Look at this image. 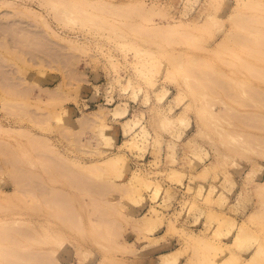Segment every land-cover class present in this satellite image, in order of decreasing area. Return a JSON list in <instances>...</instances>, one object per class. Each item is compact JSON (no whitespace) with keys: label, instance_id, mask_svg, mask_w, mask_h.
<instances>
[{"label":"rangeland","instance_id":"obj_1","mask_svg":"<svg viewBox=\"0 0 264 264\" xmlns=\"http://www.w3.org/2000/svg\"><path fill=\"white\" fill-rule=\"evenodd\" d=\"M51 1L0 0V222L19 219L0 264H264V58L251 38L264 32V0H62L78 8L60 17ZM236 11L247 47L232 33ZM102 94L134 105L129 133L111 112L79 123L117 103ZM88 95L97 100L81 109ZM109 125L123 127L113 147ZM12 127L45 134L70 160L125 161L85 174ZM129 138L137 147L117 146Z\"/></svg>","mask_w":264,"mask_h":264},{"label":"bare ground","instance_id":"obj_2","mask_svg":"<svg viewBox=\"0 0 264 264\" xmlns=\"http://www.w3.org/2000/svg\"><path fill=\"white\" fill-rule=\"evenodd\" d=\"M64 3V4H63ZM65 3H67V2H63L62 0H52L51 2H50V8L52 9H55V10H53L59 17H60V15L62 16V15H64L65 16V11H66V13H68V12H70L71 11V9H73L72 11H74L75 12V8H78V6L76 5V4H73V6L71 7V6H68L69 8H70V10L67 8V6H66V4ZM109 3H111V2H106V4H109ZM106 4H104L105 5V7H104V5H103V7H102V11H106V12H109V10L111 9V8H109V10L107 9L108 7H114L113 5H115V7L113 8V9H111V11H113L114 13H121L120 11H124V9L122 8V7H116V4H109L108 6L106 5ZM61 5H65V6H61ZM76 7H75V6ZM112 5V6H111ZM133 5V7H135V9L137 10V9H139V10H137L138 11V14H140V13H142L147 7L148 8H150L148 5L146 6L145 4H144V2L143 1H139L138 2V4L136 5V4H132ZM132 5H130V6H128L129 8L128 9H132V8H130V7H132ZM136 5V6H135ZM61 6V7H60ZM106 6H107V8H106ZM154 7H155V5H153ZM60 7V9H58ZM62 7H64V9H65V11H64V9L62 10ZM74 7V8H73ZM137 7V8H136ZM152 7V6H151ZM158 7V6H157ZM66 8H67V10H66ZM106 9V10H103V9ZM146 9L147 11H149L150 9ZM153 8V7H152ZM152 8H151V10H150V12H147V11H144V12H147V13H149V15H150V13H151V11H152ZM57 9V10H56ZM134 8L132 9L133 11L135 10ZM143 9V10H142ZM158 9V8H157ZM156 9V7H155V10L153 9V11H156L157 10ZM58 10L60 11V13L58 12ZM130 10H128V11H130ZM113 12H111V13H113ZM136 12V11H135ZM140 12V13H139ZM71 13V12H70ZM69 13V14H70ZM156 13V12H155ZM68 14V15H69ZM72 14V13H71ZM75 13H73V17H74V19L75 18H77L76 17V15H74ZM143 14V15H142ZM142 14H140L141 16H144V15H146V13L144 14V13H142ZM67 15V17H65V18H68L69 16H70V18L72 17V15H69L68 16ZM153 15V14H152ZM144 17H146V16H144ZM147 17H148V15H147ZM149 17H151V16H149ZM231 18H232V21H233V24H234V27H233V30H232V33H233V35H235V38L234 39H237V40H239V42L240 43H238V44H241V45H243V46H245V47H247V46H249L248 44H247V42H246V37H247V35H250V37H251V35H252V33L250 32V30L248 31V32H246L245 30H248L249 29V25H247L246 23H243L242 24V19L243 18H246V16H245V14L242 12V11H236L235 13H233V14H231V16H230ZM69 18V19H70ZM210 18H212V17H210ZM174 25V24H173ZM176 25V24H175ZM180 25V24H179ZM175 27V26H174ZM174 27H170L169 29L171 30H173L174 29ZM255 27V26H254ZM257 30H258V32L255 34V36L254 37H251L252 39L254 38V41H253V47H252V50L254 51V53H255V55H256V57L258 58V59H263L264 58V52H263V50H262V48H263V45H264V32H261L260 31V28H258V27H255ZM178 28H176V30H174L175 32L177 31H179V29L177 30ZM160 30H162V32H161V34H163V35H165L167 32V30H164V29H160ZM169 30V31H170ZM242 30H244V32L242 31ZM174 31H172V33L171 34H173V32ZM243 32V33H240V32ZM160 32V31H159ZM165 34H164V33ZM171 32V31H170ZM180 32V31H179ZM246 32V33H245ZM65 36H67V38L68 39H70V40H72L73 38H77L78 37V35H65ZM250 37H247V38H250ZM258 74H261V72H258ZM207 75L211 78V75H210V72L207 70ZM188 76L189 75H187L186 77L188 78ZM262 76H264V75H262ZM189 77H191L192 79H194V80H196V81H194L195 83H197L198 81L197 80H199V78H198V76H197V74L196 73H191V75L189 76ZM212 79V78H211ZM210 79V82H209V86H213V87H215L216 85H215V83L213 82V80H211ZM204 88H205V86H204ZM182 93V92H181ZM180 93V94H181ZM179 94V93H178ZM179 94V95H180ZM253 96H255V94H253ZM125 107H126V104H125V102H119V104H118V106H116L115 107V109H116V112H121L122 111V113L125 115L126 113H125V111H124V109H125ZM174 109V108H173ZM107 110L109 111V112H107ZM111 112V115L113 114V112H114V110L112 109V108H110V107H108V106H105V105H103V106H100L99 108H96V109H92V110H88V111H84V113L82 114V115H80L79 116V118H77V119H79L78 121H79V123L80 122H85V123H87V124H92V125H94V124H96V123H98L97 121H99V120H103L104 119V117L107 115V113L109 114ZM171 112H172V110H171ZM126 116H128V115H126ZM138 116V115H137ZM81 119H82V121H81ZM165 119H167L166 121L167 122H172V121H174V120H176V115H172V116H169V115H165ZM179 119L180 120H184V118H182V117H179ZM131 123V125L129 126V128H127L126 126L127 125H129L130 123ZM78 123V122H77ZM78 123V124H79ZM94 123V124H93ZM125 124H127L126 126H125V132H127V133H129V130H131V129H134V127L138 124L137 123V118L135 119V118H132V117H130V118H128L127 120H125V122H124ZM123 123V124H124ZM81 125H84V124H82L81 123ZM89 126V125H88ZM110 126L111 125H109V129H110ZM82 127H84V126H82ZM131 127V128H130ZM109 129H107V131L106 130H104V131H102L103 133H101V135H102V138H103V140L104 141H106V144L108 145V144H110L109 146L110 147H113L114 146V141H115V138L113 137V135H110L109 133H108V130ZM10 130H18V131H20V132H22L23 133V135H25L26 137H28V142L30 143V145L31 146H33L34 148H37V149H40L41 148V151L42 152H49L51 155H52V157H54L60 164H68V162L66 161V160H69L70 161V163L74 166V168H75V170L77 169V171L78 170H80L82 173H85V174H89L90 173V175H92L91 173H94L95 171H98V170H101V169H106V168H111V169H116V170H118V169H121V167H123V163H124V154L122 153V152H115V153H113L111 156H107V157H105V158H103L102 160H100V161H92V162H82V161H80V160H78V159H74V158H72L71 160L70 159H67L66 157H64L63 155H62V153L61 152H58L57 150H55L54 149V145L53 144H51L49 141H50V138L48 137V140H44V139H46L47 138V136L45 135V134H42V133H35V132H31V131H28V130H25V128H15V127H12V128H10ZM187 130H189V129H187ZM184 131V130H183ZM123 142V141H122ZM125 142H127V143H125ZM125 142H123V143H121V144H117V146L120 148V149H123L124 147H127V146H129L128 148H131V147H137V142L133 139V138H129L128 140H126ZM108 147V146H107ZM140 148V147H139ZM167 170V169H166ZM172 170H176L175 168H172ZM174 172H177V171H174ZM139 176H140V171H137V173L134 175V176H132L131 177V180H134V181H136V180H138V181H140V179H139ZM160 177V176H159ZM18 184V183H17ZM20 186L19 187H21V183L19 184ZM18 187V188H19ZM25 187L23 186V189H24ZM22 189V190H23ZM20 190V189H19ZM21 190V191H22ZM8 209V208H7ZM4 215V214H3ZM148 214H145V215H143L141 218H143V219H145V221H147L148 220V218H150V217H156V218H161V216L159 215V214H155V215H151V216H147ZM13 217V216H12ZM10 220H13V222L11 221V223H9L10 222ZM10 220H8V221H6V220H3V222L5 221V223H3V222H0V258L3 256V254L4 255H6L7 254V252L8 253H10L11 254V252L12 251H10V250H8V249H4V246H3V244H2V246H1V243H3V241L6 239V238H10L9 240L8 239H6V241L8 242V241H11V236L10 235H12L13 234V232L17 229L16 227L18 226V224H16V223H19V219L18 218H14V219H10ZM1 221V220H0ZM22 221V220H21ZM6 222H8L9 224H6ZM234 224V223H233ZM235 225V224H234ZM18 232H19V234H22V233H20V232H24L23 230L22 231H19L18 230ZM24 235H27L25 232L23 233ZM15 235V234H14ZM191 236H193V237H195V239H198V241H201L202 239H199V238H197L198 236H196V234H190ZM13 236V235H12ZM21 236V235H20ZM14 237V236H13ZM23 237V236H22ZM16 239V238H15ZM13 241H14V238L12 239ZM16 241H17V239H16ZM14 243H16L15 241H14ZM14 243H12L13 245H14ZM6 244V243H5ZM11 244V243H7V248H8V246ZM12 246V245H11ZM14 247V246H13ZM6 248V247H5ZM11 247H9V249H10ZM12 249H14V248H12ZM11 249V250H12ZM180 249H175V250H173V251H171L170 252V254H173L171 257H169V258H167L166 259V262H177L178 260H179V253L180 252H178ZM42 254V253H41ZM40 254V255H41ZM169 254V253H168ZM8 255V254H7ZM31 255H33L34 256V258L35 259H33V256L32 257H28V259L30 258V260H36V261H38V258H39V260H40V257L43 255H39V253H36V254H31ZM30 255V256H31ZM39 256V257H38ZM44 257H43V259L45 258V260H46V262H49V259H47V256L46 255H43ZM37 257V258H36ZM2 258H4V256L2 257ZM50 258V257H49ZM10 259H13V260H11L10 262H12L11 264H21V263H24V264H33L34 263V261H33V263H31L29 260H26L27 261V263H26V261H22V262H20V259L19 258H16V257H14V258H10ZM23 260H25V259H23ZM41 260H42V258H41ZM48 260V261H47ZM51 260V259H50ZM43 261L44 260H42V261H40V262H42L43 263ZM40 262H38L39 264H40ZM45 262V263H46ZM52 262H54L53 264H56L55 263V260L54 261H52L51 260V262H49V263H51L52 264ZM37 263V262H36ZM37 263V264H38ZM48 263V264H49ZM47 264V263H46Z\"/></svg>","mask_w":264,"mask_h":264},{"label":"crops","instance_id":"obj_3","mask_svg":"<svg viewBox=\"0 0 264 264\" xmlns=\"http://www.w3.org/2000/svg\"><path fill=\"white\" fill-rule=\"evenodd\" d=\"M104 96V97H103ZM91 97H92V95H88L86 98H84L83 100V103H81V106H80V108L82 109H88V107H90V106H92V103L93 102H96L95 100H97L96 98H93V99H91ZM102 98H104L105 99V102L107 103V101H110V100H112L113 102V104L115 103V102H117L113 107H111L113 110H114V112H113V114H112V118H114L115 120H119V121H121V123H124L125 122V120H127L126 119V115H128L129 114V112H130V109L132 108V107H134V105L132 106V104H131V106H130V104L128 103V104H126V107H125V109H124V111H125V115L122 113V111L121 112H116V109H115V107L116 106H118V104H119V102H118V97H116L115 95H105V94H102V95H99V98H98V100L99 99H102ZM107 100V101H106ZM93 105H96L97 106V104L96 103H94ZM129 107H131V108H129ZM133 109H135V108H133ZM123 126V125H122ZM117 129V130H116ZM122 129V131H123V127H121V126H119L118 125V127L116 126V125H111L110 126V129L108 130V133L110 134V135H113V137L115 138V141H116V138L118 137V135H119V132H122V131H120ZM103 133V132H102ZM119 138V137H118ZM175 153V152H174Z\"/></svg>","mask_w":264,"mask_h":264}]
</instances>
